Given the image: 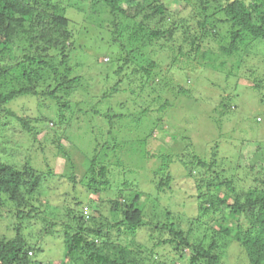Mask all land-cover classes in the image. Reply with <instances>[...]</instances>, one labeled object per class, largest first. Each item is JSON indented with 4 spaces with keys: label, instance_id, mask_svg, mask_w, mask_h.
I'll use <instances>...</instances> for the list:
<instances>
[{
    "label": "trees",
    "instance_id": "16d2710c",
    "mask_svg": "<svg viewBox=\"0 0 264 264\" xmlns=\"http://www.w3.org/2000/svg\"><path fill=\"white\" fill-rule=\"evenodd\" d=\"M65 1L67 3L68 0H0V77L15 72L17 78L23 80L21 85L11 88L8 92H0V132L7 126V120L14 119L27 137V142L23 146L25 159L22 164L13 160L11 156L0 157V204L7 201L14 204V216L18 219L13 237H7L3 231H0V264H42V261L29 256V252L39 248L36 246L38 240L31 233L26 232L28 226H25V221L36 224L39 219H43L39 215V209L41 205L47 208L49 201L41 203L39 198L46 194L48 186H56V192L67 193L68 191H64V184L57 182L58 179L65 178L68 182H65V185L71 186L72 190L75 191L78 183H83L98 195L103 190L98 188V185L107 187L111 183L107 176L111 174L110 161L102 163V160L108 155V151L115 152L118 145L107 142L99 144L92 137V153L87 154L77 146L78 155H83L89 163L79 179L76 175V161L64 148L59 149L66 158L65 172L57 175L56 171L50 168L42 171L34 166L31 156L33 149L40 151L42 149L40 144L46 142L39 144L40 149L33 147L37 131L36 127L30 125L33 119L20 116L6 108L17 96H34L36 109L40 115L34 118L33 122H40L41 119H46L41 113L50 112L49 105H55L58 118L56 121L48 119L46 128L48 134L55 130L52 127L54 124L49 126V122L62 123L65 111L71 110L73 87L79 77H70L71 67L67 66L66 52L69 47L71 48L74 33L66 16L67 6L63 3ZM177 1L181 10L187 5L191 7L192 13L186 16L181 15V10H171L170 0H91L94 3L102 2L112 15L119 16V21L122 19L132 24L125 42L121 41L124 33L119 34V40L118 38L113 40L118 44L117 65L108 74L105 73V79L110 80L114 76L116 81L111 87L103 90L99 102L120 91L126 92L124 89H119L122 74L130 80L129 83H133L131 76H136L139 83L137 90L147 89V96L150 98L140 99L136 94V87L128 89L130 95L136 94L133 99H127L128 102L126 100L116 102L121 111L118 109L115 111L111 105L106 106L105 111L100 110L101 108L98 109L97 104L91 100L89 104L91 108L78 107L76 112L84 116L89 113L102 116L106 118L110 128L115 124L114 122H119L136 110L135 108L124 110L125 106H128L126 103L130 104L129 101L132 100V105L140 101L141 110L134 112L137 116L157 111L158 120L162 121L166 114L164 111L173 106V102L163 100L156 86L149 85L150 81L149 86L144 85L148 78H152L153 69L158 67L157 62L151 60L152 50L154 52L156 49L149 50L148 55L147 49L156 44L160 45L162 40L165 44H169L168 52L172 54L169 64L178 61L181 55L192 54L202 61L205 68L216 71L226 70L224 81L230 77L237 79L234 89L241 84V80L250 81V84L247 83L245 86L257 91L259 101L264 102V71L259 73L262 68L264 69V56H259L253 50L255 45L264 44V0ZM117 23L118 21L114 20L111 27L115 29ZM220 25L226 26L223 34L218 30ZM179 40L188 43L187 51H183V45L175 46ZM205 40H214L217 49L204 45ZM15 48L22 52L21 56L12 54ZM50 49H57L59 52L60 58L57 64L53 63L56 57L43 58V54ZM251 57L255 59L257 68L245 69L248 75L243 77L239 71L246 65L245 60ZM229 58L234 60L225 68ZM102 60L103 57L100 61ZM128 68H131L130 72L122 73ZM46 78H49L50 83L39 89L40 81L45 82ZM173 85L172 88L168 86L169 90L165 92L171 94L172 99L178 94L188 93L179 84ZM221 89L223 92L226 91L225 87ZM154 93L157 95L151 96ZM43 99H47L49 103L43 105ZM87 102L88 100L83 98L81 102L80 100L74 102V105L80 103L87 105ZM228 108H231L229 103L224 104L221 100L213 110L223 114ZM110 133H112L111 129L107 134ZM2 137L0 135V138ZM159 139L161 140V136ZM7 144L8 142L1 141L0 148L5 149ZM59 144L57 145L60 146ZM187 147L186 144L176 156L180 158V163L187 169L189 176L198 177V180L196 179L195 195L197 213L189 220L186 230L181 223L172 220L174 216L172 212L175 210L168 208L156 210L159 205L157 193L170 187L172 181L170 173H166L164 178L158 181L155 195H149L141 189L126 191L118 187L113 198L107 200L111 206V220L107 218L97 222V214L87 218L80 208H76L69 210L66 222L52 223V229L46 234L60 230L66 249L63 259L56 264H143L141 261L143 258L137 259L140 252L147 253L152 261L158 264H172L173 258L183 261V264H225L218 249L220 248L218 234L231 237L238 243L247 259V264H264V167L256 169L254 166L236 165L234 168L243 170V177L235 179L233 176H225L224 170L217 167L219 161H223V158L219 157L217 144L210 158L190 152L187 156L189 160L183 159L180 156ZM121 149L130 150L124 146H121ZM135 150L131 149L133 152ZM171 151L170 149V153L162 157L163 161L168 163L171 161ZM115 163L122 165L120 159ZM163 166L165 169L168 167L167 164H162L153 171V174L164 172ZM239 184H246V188H240ZM123 185L131 187L133 184L129 186V183H123ZM76 200V206L82 204L81 201ZM212 211L213 214L219 213L220 217L212 222H206L203 217H207ZM243 222H247L248 226L242 232ZM193 233L198 236L191 240L190 236ZM207 234H211L209 242H206ZM142 235H148L149 240H152L151 247L141 243L139 236ZM159 247H162L161 251L156 250ZM153 255L156 256L155 259Z\"/></svg>",
    "mask_w": 264,
    "mask_h": 264
},
{
    "label": "rangeland",
    "instance_id": "374dc122",
    "mask_svg": "<svg viewBox=\"0 0 264 264\" xmlns=\"http://www.w3.org/2000/svg\"><path fill=\"white\" fill-rule=\"evenodd\" d=\"M63 3L65 4L66 1ZM65 5L67 6L66 16L70 20V28L73 29L74 33L73 42L70 45L71 48L69 47L66 52L67 66L71 67L70 77H79L73 87L74 97H71V110L65 111V118L62 123L49 122V126L54 124L52 127L55 129V133L53 134L54 131L52 130L53 132L51 131V134H48V129H46L48 121H56L58 118L55 105H49L50 112L43 111L41 113L46 119L43 118L40 122H33L34 118L40 115L36 109V98L34 96H17L6 108L13 110L20 116H28L33 119L30 125L37 128L35 129L37 131L33 147L40 149L39 144L46 142V144H40L42 146L40 151L33 149L31 156L34 166L42 171L50 168L56 171L55 174L57 175L65 172L66 158L62 155V150H60L64 148L69 154H72L73 159L76 161V175H78L79 179L89 163L85 157L83 158V155H78L77 146L87 154L92 153L91 144L93 142L92 137H94L99 144L103 142L115 143L118 147L115 152L108 151V155L102 160V163H106L107 160L110 161L111 174L107 176L111 183L107 187L102 184L98 185V188L103 189L98 195L94 194L93 189H88L83 183H78L74 191L71 186L65 185L66 179L61 178L57 182L64 184V191H68L67 193L56 192V186L50 185L47 188V192H45L46 194L40 196L39 201L41 203L49 201L47 208L44 205L40 206L39 215L43 219H39L36 224H29L25 221V226H28L26 232L31 233L38 240L36 246L39 249L29 252V256L42 261V264H56L63 259L66 249L62 232L60 230L51 234H46V232L52 229V223H57L58 221L66 222V215H69L70 209L80 208L87 218L97 214V222L107 218L111 220V206L107 200L113 198V194L117 192L118 187L126 191L141 189L149 195H155L157 193L156 185L161 178H164L166 173H170L172 181L170 182V187L157 193L159 195V209L157 208L156 210L160 211L161 208L175 210V212L171 211L174 214L172 220L181 223L186 230L189 220L197 213L195 195L197 193L196 179L198 180V177L189 176L187 169L180 163V158L176 156V153L180 152L183 147L185 148L186 144L188 147L183 150L184 155L181 153L182 155L180 156L183 159H187L190 152L210 158L212 152L216 150L217 147L215 145L217 144L219 157L223 158V161H219L220 163L217 167L224 170L225 176L228 177L233 176L235 179L243 177V170L234 168L236 165L241 167L254 166L256 169L264 167V102L259 101L257 91L245 86L247 83L250 84V81L241 80V84L234 89V83H236L237 79L230 77L224 81L226 70L216 71L205 68L202 65V61L192 54L181 55L179 59L177 58L178 61L169 64L172 54L168 52L169 44H165L162 40V46H160L161 44H156L157 46L153 45L147 49V55L149 50L156 49L158 51L155 50L153 52L152 50L151 53V60L156 61L158 67L153 69L152 78H148L146 82H143L146 86L150 81L151 84L149 85L156 86L163 100L167 99L169 102H173V106L164 111L166 114L162 119L163 122L158 120L157 111H150L140 116L134 113L141 110L139 100L141 98L146 100L149 97L147 96V89L137 90L139 89V83L136 76H131L130 79L133 80V83H129L130 80L122 76V74L120 76L122 83L119 84V89H124L126 92L120 91L118 94L99 102V97L103 94V90L111 87L116 81L114 76L110 80L105 79V73L108 74L117 65L116 52L118 44L113 42V40L116 38L119 40V34L124 33L121 41L125 42V38L129 33L128 29L132 24L122 19L119 21V16L112 15V12L105 8L102 2L68 0ZM183 7L181 10L177 0H170L171 10H181V15L186 16L192 13L191 7L187 5ZM114 20L118 21V26L115 29L111 27ZM114 30L116 31L114 32ZM218 30L223 34L226 26L220 25ZM179 31L181 32V30ZM205 42L204 45H208L214 50L217 49V44L214 40H205ZM180 45H183L184 52L187 51L188 43H182L179 40L175 44L176 47ZM17 49L15 48L12 54L19 57L22 52ZM253 50L259 56H264V44L255 45ZM58 53L57 49H50L43 54V58L56 57L53 63L57 64L58 58H60ZM102 57L103 60L100 61ZM232 60L234 59H228L225 68L231 65ZM245 63L246 65L239 71V74L243 75V77L248 75L245 69L247 70L249 67L257 68L255 59L252 57L245 60ZM130 69L128 68L122 73L130 72ZM60 71H62L61 66ZM263 71L264 69L262 68L259 73ZM22 83L23 80L17 78L15 72L6 74L0 77V92L6 93L11 88ZM48 83H50V80L46 78L45 82L40 81L38 88L43 89ZM173 84H179L188 93L184 95L178 94L176 98L172 99L171 94H166L165 92H168L166 91L169 90L168 86L172 88ZM51 86L52 83L50 84ZM221 87H225L226 91L223 92ZM131 88H136V94L139 95L140 99L134 105H132V100L129 101L130 104L126 103L128 106H125L124 110L129 111L128 109L130 108H133V110L135 108L136 110L129 113L128 117L119 120V122H114L115 124H112L110 128H108L106 118L102 116L90 113L84 116L76 112L78 107L91 108V105H89L91 100L97 104L96 107L98 109L101 108L100 110L104 109L105 111L107 109L106 106L111 105L114 110L118 109L121 111L122 109L120 106H118L119 108L117 107L116 102L133 99L136 94L130 95L128 93V89ZM175 89L177 90L176 87ZM155 95L157 93L151 96L154 97ZM83 98L88 100L87 105L85 103L74 105V102L79 100L81 102ZM228 98L230 100H227ZM221 100H223L224 104L229 103V106H231L223 114H220V111L217 113L213 110L217 104L221 103ZM47 102L49 103L47 99H43L42 104L44 105ZM134 118L138 120L135 121L136 119ZM5 121L3 118V122ZM4 128L0 132V135L3 136V139L0 138V142H8V144L5 147L3 146L5 149L0 148V157L11 156L13 160L22 164L25 159L23 146L27 142L25 133H23L20 125L14 119L7 120V126ZM109 129L112 130V133L107 134ZM159 136H161V140ZM58 143H60V146L57 145ZM121 146L130 150L124 151ZM132 148L136 150L133 152L131 151ZM170 149L172 150V159L168 163V161H163L162 157L170 153ZM119 159L122 163L120 166L115 163ZM162 164H167L168 167L165 169L163 166L164 172H158L154 175L153 171L162 166ZM96 168L98 169V167ZM133 177H136V179ZM123 183H129V186L130 184L133 185L126 187L125 185L122 186ZM238 186L246 188V184H239ZM75 199H77L76 201H81L80 204H82H77L76 206ZM14 211L15 205L10 201L0 204V231H3L7 237L14 236V228L18 224ZM213 213V211L210 212V215L203 217V219L206 222H212L220 217L219 213ZM247 226V222L242 223V232L247 229ZM43 228H45L44 231ZM210 231L211 228L209 229ZM193 234L190 236L191 240L198 236ZM210 236L211 234H207L206 242H209ZM217 237L220 247L218 249L222 253V262L225 264H247V259L237 242L231 237H224L222 234H218ZM139 240L141 243L146 244L147 247H151L152 240H149L148 235L139 236ZM156 250L161 251L162 247ZM172 253L171 251V255H173ZM140 258H143L141 260L143 264H158L152 261L147 253L140 252L137 259ZM153 258L155 259L156 256L153 255ZM171 263L183 264V261L173 258Z\"/></svg>",
    "mask_w": 264,
    "mask_h": 264
}]
</instances>
